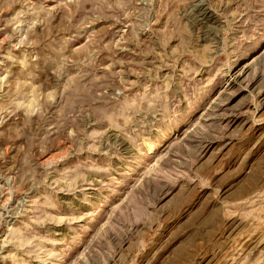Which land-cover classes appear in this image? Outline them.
<instances>
[{
  "label": "rangeland",
  "instance_id": "1",
  "mask_svg": "<svg viewBox=\"0 0 264 264\" xmlns=\"http://www.w3.org/2000/svg\"><path fill=\"white\" fill-rule=\"evenodd\" d=\"M0 264H264V0H0Z\"/></svg>",
  "mask_w": 264,
  "mask_h": 264
}]
</instances>
